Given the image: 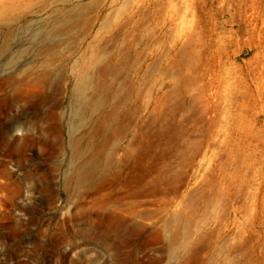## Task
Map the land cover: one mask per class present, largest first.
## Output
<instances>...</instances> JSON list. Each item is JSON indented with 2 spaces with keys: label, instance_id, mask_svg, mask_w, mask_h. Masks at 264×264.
Masks as SVG:
<instances>
[{
  "label": "rangeland",
  "instance_id": "obj_1",
  "mask_svg": "<svg viewBox=\"0 0 264 264\" xmlns=\"http://www.w3.org/2000/svg\"><path fill=\"white\" fill-rule=\"evenodd\" d=\"M5 78L0 264H264V0H0Z\"/></svg>",
  "mask_w": 264,
  "mask_h": 264
},
{
  "label": "bare ground",
  "instance_id": "obj_2",
  "mask_svg": "<svg viewBox=\"0 0 264 264\" xmlns=\"http://www.w3.org/2000/svg\"><path fill=\"white\" fill-rule=\"evenodd\" d=\"M5 51L8 53L10 50L9 48H5ZM13 84L12 79L5 78L4 84L1 86V94L4 95V97L0 96V120H4V124L2 125V129L0 131V143H10L14 142L15 139H12V131L16 128V120L15 118L18 117V114L13 112V106L14 101L12 98L13 96ZM4 103V105H3ZM101 106V100H94V99H84L79 103V106L76 107V117L80 121H83L85 119L91 118L98 110V108ZM76 121L72 122V126L74 127ZM71 147L73 151L77 154H82L84 151V144L81 143V140L79 139V136L73 135L71 139ZM5 156H7V151H3ZM98 166V158L95 154H90L87 158L82 160V162L75 167V169L72 171L73 174L68 176L67 180L73 179L76 185L83 184V183H90L93 180V174ZM2 167L5 172V169L7 167V163L4 161L2 162ZM9 175V173L4 174ZM0 182H2V178H0ZM1 187V183H0ZM89 211L92 210L91 207L88 208ZM7 213L6 211L0 209V216H5ZM91 216V215H90ZM88 219H91L89 217ZM87 220H84V225H79L74 233H72L71 236H74L78 233H81L83 235V240L85 242L90 243H105L107 241L106 236L103 235L102 232L96 231V226L89 223ZM67 230H62L60 232V239L62 240L66 238Z\"/></svg>",
  "mask_w": 264,
  "mask_h": 264
}]
</instances>
